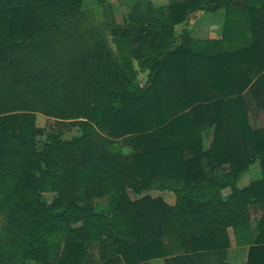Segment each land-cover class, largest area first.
<instances>
[{
    "label": "trees",
    "instance_id": "obj_1",
    "mask_svg": "<svg viewBox=\"0 0 264 264\" xmlns=\"http://www.w3.org/2000/svg\"><path fill=\"white\" fill-rule=\"evenodd\" d=\"M167 1L0 0V264H222L228 229L264 264V0ZM199 11L221 39L176 33Z\"/></svg>",
    "mask_w": 264,
    "mask_h": 264
},
{
    "label": "crops",
    "instance_id": "obj_2",
    "mask_svg": "<svg viewBox=\"0 0 264 264\" xmlns=\"http://www.w3.org/2000/svg\"><path fill=\"white\" fill-rule=\"evenodd\" d=\"M168 4V1L161 2V5ZM116 17V16H115ZM226 21V16L224 11L218 12H205L199 11L195 12L190 15L189 20L181 25L176 26L175 30L178 35L187 32V34L196 41H206V40H219L222 38L224 25ZM198 65L197 63H195ZM194 64V65H195ZM257 79H253L252 85L244 91L245 102L248 109V116L250 125L254 129H259L263 127V112L262 109L258 107L257 98L251 94H259V86L256 84ZM259 167V164H257ZM260 169V167H259ZM227 172V166L222 167L219 169L215 175L214 179L216 181H221ZM261 178V171L260 177L254 180H258ZM230 193L229 189H224L222 191V195L226 197ZM153 196L160 195L162 196L170 205L175 204V197L173 193L166 192V193H153ZM257 224V223H256ZM253 225V224H252ZM256 227V226H255ZM253 226V228H255ZM228 239L230 242V248L227 249L224 256L220 258V263L222 264H247L248 261V249L247 246H238L235 240L234 234L232 229H228ZM93 248L95 250L96 259L98 261V246L96 243H93ZM172 256H168L166 258H170ZM166 258H159L148 261L144 264H165ZM204 264H216V261L213 258H208Z\"/></svg>",
    "mask_w": 264,
    "mask_h": 264
},
{
    "label": "rangeland",
    "instance_id": "obj_3",
    "mask_svg": "<svg viewBox=\"0 0 264 264\" xmlns=\"http://www.w3.org/2000/svg\"><path fill=\"white\" fill-rule=\"evenodd\" d=\"M161 2L162 3L166 2V0H155L156 4L161 3ZM83 4H84L85 8H93V7L96 6L97 0H83ZM113 8H114V11H115V16H116L117 22L119 24H123L125 19H126V17H127V15H128V13H129L128 8L122 7L118 3V1H113ZM135 67H136V70H137V76L139 78V82L143 85L145 80H146L145 79L146 73H143L141 67L137 64V62L135 63ZM37 124H38V126L40 128H44L46 131H51L52 130L51 126L53 124L51 123V120L47 119L46 117H44L42 115H38ZM77 133H78L77 130L74 129L73 131L65 133V138H70V137L76 135ZM210 137L211 136H207V135L204 137V146H205V148H208L210 146V143H211V138ZM118 147H119V145H118ZM118 147L114 146L110 150L112 152H114V153H117V152L120 151V149ZM124 150L127 151V149H124ZM259 177H260V169H259L258 165L257 164L252 165L250 167L249 172L245 175V177L240 182L239 186L240 187H244V186L248 185L251 180L257 179ZM96 204H97V201H96ZM101 206L106 208L107 207V203L104 201V202L101 203ZM251 213H252V224L255 227L256 223H257V220L259 218V214L257 213V211H255V209H252ZM0 223H2L1 217H0ZM95 253L96 252H95V250L93 248V245H91V255H92V258L94 259V261L97 260Z\"/></svg>",
    "mask_w": 264,
    "mask_h": 264
}]
</instances>
